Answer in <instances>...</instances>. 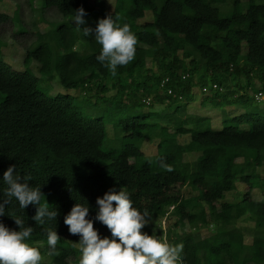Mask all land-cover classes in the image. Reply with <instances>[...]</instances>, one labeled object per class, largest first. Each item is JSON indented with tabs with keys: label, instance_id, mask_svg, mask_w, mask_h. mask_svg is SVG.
Masks as SVG:
<instances>
[{
	"label": "trees",
	"instance_id": "obj_1",
	"mask_svg": "<svg viewBox=\"0 0 264 264\" xmlns=\"http://www.w3.org/2000/svg\"><path fill=\"white\" fill-rule=\"evenodd\" d=\"M39 1L68 20L83 7L81 29L111 15L137 38L134 60L115 76L96 61L100 46L68 20L37 34L20 67L2 55L0 39V177L15 165L58 212L56 222L41 225L32 220L34 206H6L33 227L26 242L41 244L49 258L40 264H79V237L63 218L76 203L94 216L96 198L113 187L150 220L171 209L193 228L178 238V264H264V107L253 96L264 93V0ZM9 18L0 12V23ZM52 79L65 93L41 88ZM217 110L220 122L211 114ZM5 187L0 181V193ZM241 220L252 228L239 227ZM0 222L18 230L7 215ZM55 228L61 239L49 254L46 231Z\"/></svg>",
	"mask_w": 264,
	"mask_h": 264
},
{
	"label": "clouds",
	"instance_id": "obj_2",
	"mask_svg": "<svg viewBox=\"0 0 264 264\" xmlns=\"http://www.w3.org/2000/svg\"><path fill=\"white\" fill-rule=\"evenodd\" d=\"M73 12L70 22L81 30L83 36L91 37L100 46L95 59L111 75L115 76L119 67L134 60L137 38L127 24L120 26L111 15H107L99 19L94 28L81 29L87 13L83 7ZM161 167L171 170L163 163ZM31 179L30 175H18L15 165H10L0 177L6 185L0 193V217H11L18 228L10 229L0 222V264H40L42 260L39 248L26 242L33 233V227L28 226L20 216L6 214V206L8 208L13 200L23 211L29 205L35 207L34 222L41 225L56 222L58 212L48 206L40 186L29 185ZM95 203L94 216L90 217L87 203H76L63 218L68 233L79 237V264H178L183 246L171 245L142 232L150 217L146 211L141 212L133 206L126 190L110 188L102 197H97ZM95 222L106 226L109 235L102 236L94 228ZM46 237L51 254L61 237L56 228L47 230Z\"/></svg>",
	"mask_w": 264,
	"mask_h": 264
},
{
	"label": "rangeland",
	"instance_id": "obj_3",
	"mask_svg": "<svg viewBox=\"0 0 264 264\" xmlns=\"http://www.w3.org/2000/svg\"><path fill=\"white\" fill-rule=\"evenodd\" d=\"M108 9H112V5H109ZM14 10L17 12L16 17L19 18L18 23L14 21V18H12L13 13L15 12ZM0 12L5 14L7 13V15L10 17L9 19L0 23V39L5 42L4 46L2 47V55L10 63L17 67H20L21 58L25 50L29 46H32L36 41L37 34L49 32L51 30V24L63 23L68 20L64 19L53 7L42 9V5L39 0H4L0 4ZM68 21L70 22L71 20ZM20 26H23V30ZM76 49L79 51L83 49V44L81 41L76 45ZM154 68L158 69V67ZM30 71L38 77L39 73L35 64L31 66ZM242 84L243 86L246 85L245 79H243ZM254 84L256 89L261 87V83L257 80L254 81ZM40 86L41 88H44V90L49 94L65 93V90L56 84L55 79H52L46 83H41ZM247 90V94H251V90L249 88ZM2 96L3 95L0 94V99ZM253 96H255L254 98L257 104H261L260 107H264V93L260 94L257 92ZM256 106L258 107V105ZM186 111L193 113L195 109L192 108V105H190L189 108H186ZM229 111V113H236L237 109H231ZM211 114H213V117L217 118V121L220 122L219 120H221L223 115L221 111L217 110L215 112H211ZM187 139L188 136H184V140ZM145 149L148 153H153L155 151V145L149 144ZM185 157L188 160L194 159L193 154L186 155ZM242 188H245L244 185L239 186V189ZM180 190L181 192H184L185 195H190L188 189L181 188ZM238 225L239 227L241 226L243 228H252L251 221L241 220L238 222ZM145 230L149 235L156 236L160 240L166 241L171 245H179L178 238L183 233L194 232L193 228L189 226V224H180L177 221L176 215L172 213L171 209L169 210V214L166 217L157 220H150L149 224L145 227ZM212 230L213 227H210V229L204 228L202 231L205 235H208ZM34 246L38 248L43 247L41 244H34ZM41 256V262H49L47 255L41 254ZM69 264L77 263L74 258H71L69 259Z\"/></svg>",
	"mask_w": 264,
	"mask_h": 264
},
{
	"label": "built area",
	"instance_id": "obj_4",
	"mask_svg": "<svg viewBox=\"0 0 264 264\" xmlns=\"http://www.w3.org/2000/svg\"><path fill=\"white\" fill-rule=\"evenodd\" d=\"M213 87H215V85H213ZM203 91H205V88L203 89ZM207 91V90H206Z\"/></svg>",
	"mask_w": 264,
	"mask_h": 264
}]
</instances>
